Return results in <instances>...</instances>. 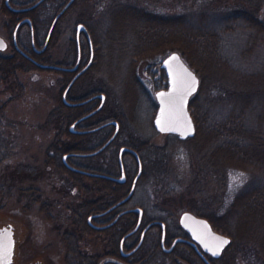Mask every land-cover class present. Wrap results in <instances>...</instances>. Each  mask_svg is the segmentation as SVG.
<instances>
[{
    "label": "rangeland",
    "instance_id": "374dc122",
    "mask_svg": "<svg viewBox=\"0 0 264 264\" xmlns=\"http://www.w3.org/2000/svg\"><path fill=\"white\" fill-rule=\"evenodd\" d=\"M123 2L166 15L185 14L194 20L199 18L200 14H205L217 30L221 26L223 11L235 8L249 10L250 4H247L246 0H77L59 23L58 36L48 50L51 61L63 67L60 64L70 63L73 58L70 42L75 24L81 22L93 26L97 22V28H94L93 33L96 32L98 45L96 47L101 58L99 71H88V74L70 87L68 96L79 98L90 92H107L103 106L107 105L109 110L121 105L123 92L137 96L131 112L128 113L127 109L122 110L125 130L135 136L138 133L140 136L138 134L137 136L148 138L150 143L156 146L166 145L170 141L166 157L164 156L157 164L161 168L156 167L158 175L146 185L141 181V186L128 206L143 208L148 217H160L168 213L172 215L174 221H177L185 211L194 213L197 206L203 209L208 206L209 211L221 214L235 194L260 186L263 178L257 173L233 169L226 170L222 177L219 172L216 176L215 171L211 173L202 168L196 155L184 143L154 130L152 119L157 109L155 93L158 89L164 88L160 61L168 54L161 57L157 64L150 61L138 64L136 76L139 79V87L130 79L131 74L127 72L129 54L127 60L125 59L129 50L123 49L124 54H119V49L110 48L107 51L106 38L110 37L107 31L104 32V36L102 35L104 18L109 24L110 15L116 11L115 4ZM261 2L262 7L257 16L264 21V0ZM256 3L258 0L251 2ZM3 22L5 21L0 10V36L5 35ZM21 36L23 43L28 46V30L24 29ZM35 36L38 43L43 45L45 30L42 27L39 30L35 29ZM223 37L219 46L221 55L244 70L256 71L260 68L264 62V45L250 57H241L240 52L247 38L245 29L238 27ZM121 38L125 45L129 43L128 48L131 47V50L136 48V43L128 36ZM8 53L9 50L0 51L2 56ZM59 76L44 69L35 73L17 72L14 80L0 84V108L3 107L7 121L3 125V133L10 137L15 148L8 172L19 165L26 168L25 173L21 174L18 170L16 175H12L14 178L5 182L6 186H0V229L11 227L15 241L11 264H67L66 243L61 235L70 231L81 233L78 225L72 221L71 212L83 197V192L75 187L71 193L66 186V177L62 175L60 180L55 168L46 162L54 154L50 150L53 142H63L67 139L64 124L55 126L54 123L58 107L64 104L61 97L64 87L60 85ZM102 131L107 132L109 128ZM57 135L60 137L57 138ZM102 158L107 159V155ZM84 159L86 158L77 161L81 162ZM240 173L243 176L239 182L234 183V177ZM90 178L92 177L83 175L82 182L88 184ZM20 188L22 192L19 191ZM27 188H35L40 193L34 205L29 203ZM232 224L234 223L228 222L227 219L226 226L234 229ZM252 258L254 259L250 255L249 258L242 257L248 260L245 264H260L256 261L254 263Z\"/></svg>",
    "mask_w": 264,
    "mask_h": 264
},
{
    "label": "trees",
    "instance_id": "16d2710c",
    "mask_svg": "<svg viewBox=\"0 0 264 264\" xmlns=\"http://www.w3.org/2000/svg\"><path fill=\"white\" fill-rule=\"evenodd\" d=\"M62 1L44 0L40 4L41 20L39 22L34 21L31 16L35 29L39 30L42 27L45 30V37L54 16L65 3H61ZM252 1L246 0L247 4H250L249 10L235 8L223 11L221 26L218 30L205 14H200V17L194 20L185 14L166 15L132 4L117 3L115 4L116 11L110 15L109 24L106 23L104 29L110 37L106 38L107 51L110 48L129 50L125 56L126 60L128 54L130 57L127 72L131 74L130 79L137 86L139 82L136 76L138 64L144 61L157 64L161 57L173 51L178 52L198 75L199 88L188 101V109L195 125V135L183 143L196 155L205 171L211 173L215 171L217 175L219 172L222 177L225 169H233L257 173L263 178L260 186H254V188L235 194L222 214L210 215V213L198 211V214L207 217L218 231L232 238L233 264H238V254L246 258H249V255L253 256L254 263L256 261L264 264V62L258 70L247 71L233 65L219 51L223 35L235 31L238 27L245 29L247 33L244 48L240 52L242 58L250 57L264 45V21L257 16L262 7V0H258L256 4H251ZM76 2L77 0L74 5ZM66 14L61 16L54 26L46 52L42 55L44 63L59 64L51 61L48 50L57 38L58 25ZM91 33L96 58L89 72L98 71L97 63L100 57L96 37L93 31ZM121 36H128L136 43V48L134 50H131V47L128 48L129 43L125 45L121 41ZM119 54L124 53L121 51ZM108 56H110L109 53ZM28 70L26 61L20 55L0 56V84L14 80L18 71L27 72ZM54 73L60 75V85L62 88L65 87L69 79L58 72ZM150 73L153 74V72ZM105 94L107 95V92ZM123 95L120 106L109 110L108 106L104 105L95 114V117L99 116V123L118 120L120 129L116 139L103 152L88 158V161L87 159L81 160L80 164L115 176L118 174L115 151L107 155L104 164L100 162V159L108 153L110 145H125L140 152L144 164V176L141 181L147 184L153 179L150 178L153 175L152 169L159 167L157 164L162 160L161 150L158 147L147 146L148 140L141 139L138 133L139 136L137 134L135 136L125 130L122 110L127 109L128 113L131 112L138 97L125 92ZM57 111L55 126L62 125L66 120L72 121L73 118L90 110L69 108L61 104ZM4 123L7 121L3 107H1L0 186L2 187L6 186V181L14 178L12 175H16L18 170L21 174L26 172V168L22 165L8 172V165L15 148L10 137L3 133ZM66 135L65 141L53 142L50 150L54 154L46 162L55 168L60 180L62 175L66 177V186L71 193L75 187L82 190L83 197L76 203L71 215L73 223L83 230V219L88 211L106 209L121 200L125 195V186L104 178H90L88 184L83 183V176L66 169L59 159V155L66 151L91 152L96 150L110 137L107 132H97L88 136L66 132ZM124 167L126 176L129 178L130 170L125 161ZM157 175L158 172L154 174V176ZM27 190L29 195H26L30 205L36 204L40 195L39 191L35 188H27ZM19 191L23 190L20 188ZM227 219L228 222L234 223L232 224L234 229L226 226ZM61 237L65 241L69 237V232H64Z\"/></svg>",
    "mask_w": 264,
    "mask_h": 264
},
{
    "label": "flooded vegetation",
    "instance_id": "af4514ba",
    "mask_svg": "<svg viewBox=\"0 0 264 264\" xmlns=\"http://www.w3.org/2000/svg\"><path fill=\"white\" fill-rule=\"evenodd\" d=\"M38 1L39 0H2V4H0V10L2 12V17L5 21L3 22V29L5 31V35L0 37L6 43L5 50H9L8 55H4L3 57H12L15 54H18L26 61L27 68L29 69L27 72H23V73H31V72L35 73V71H40L41 69L50 70L64 75L67 79H69V82L87 65L88 62H90L88 68L84 70L74 81V83L76 81L79 82L83 76L88 74V71L96 58L95 46L93 43V36L91 31L97 28L96 25L97 22L93 24V26L81 22L75 24L73 30V37L70 42L71 54L73 56V58L71 57L72 61L70 63L60 64L63 65V67L61 68L66 67V70L58 69V68L42 67L41 65L43 64L49 66H55V67H60V66L59 64H48L42 62V55L43 53L46 52V50L40 52L43 45L39 44L36 39L33 20L36 22H39L41 20L40 4L43 1L37 4L35 7L28 9ZM75 1L76 0H73L71 5L64 11V13L61 16H63L66 13L68 14V12L74 7ZM63 2L65 3L63 4L62 8L65 6L68 0H63L61 3ZM120 4L123 5L130 3L123 2ZM31 16H33V20ZM25 19H29L30 24L27 22H23L19 25V23ZM99 23L100 22H98V24ZM78 24H83L85 26L89 34L90 41L88 40L86 34L82 31L77 35L76 26ZM103 25L105 29V25H106L105 18ZM24 29H27L29 34L28 46H26L23 43L21 36V33L24 31ZM104 32L105 30H103L102 32L103 36H104ZM32 33H33V37H32ZM107 35H109L108 32ZM90 42H91V46H90ZM90 48L92 49V53ZM121 51L123 50H119V52ZM170 53H168V55ZM91 54H92V59H91ZM181 59L183 60L182 57ZM162 60L160 61V65ZM77 61H78V65L75 70L73 71L67 70L68 68L70 69L74 67ZM100 61L101 58L99 57L97 63L98 68H100V63H101ZM18 72H22V71H18ZM160 73L162 74V83L164 86L163 89H167L168 87L167 77L165 75V71L161 69V67H160ZM68 93L69 91L66 94V100L68 103L71 104L81 103L82 101H85L99 93L104 94L106 100V94L103 93L102 91L98 93L90 92L88 95L87 94L84 95L85 97L82 96L83 98L82 97L72 98L68 96L69 95ZM99 104H100L99 98H94L91 101L76 106H72V105H68L67 103H64V105L70 108H84V110H90L85 114L78 116L73 121L66 120L63 123L65 130L73 135L88 136L97 132H102L103 129L109 128V131H107V133L111 136L115 130L114 125H109L107 128L103 127L99 130L90 131L103 124L98 122L97 117L95 120L93 119L98 111L80 120L78 123H75L83 116L95 110L99 106ZM115 121H117L118 123V131H119L120 124L118 120ZM73 124H74V129L73 131H71L70 126ZM118 131H117V135H118ZM166 135H168L169 138L171 137H174V139L176 138L175 140L181 143L187 140V139L185 140L180 139L179 136L176 134H166ZM116 137L113 139V141L116 139ZM140 138L148 140L147 146L158 147L161 150L162 159L164 158V156L166 157L167 148L169 147L170 141L167 142L166 145L156 146L151 144L148 138H144V137H140ZM123 147L132 150V151H123L121 154L123 171L125 175V182L120 184H124L125 186L124 197L128 194L132 186L133 180L139 171V164L141 167V174L135 184V189L133 191V194L130 197V199L126 201L123 205L114 208L108 212L105 211L108 210L112 205L106 209H91L88 211L85 218L83 219V224H82L83 230H81V233L78 232L73 233L72 231H70L69 237L65 240L66 241L65 248L68 256L67 264H233L234 248L231 246L232 238L229 235L218 231L207 217L198 214V211L204 213H210V215L217 214V211H209L208 206L204 209L201 206H197L194 208V213L193 212L190 213H192L196 217L207 220L213 232L229 237L230 239L229 243L225 245V247L221 250L218 256L213 255V252L211 250L210 252L205 250L201 245V243L193 238L191 233H189L188 230H186L180 224L179 222L180 217L177 221H174L172 215L168 213L160 217H148L146 216L145 210L143 208L136 206H128V203L133 198V195H135L138 188L141 186V179L144 176V167H143L144 164L142 162L140 152L138 150L130 148L125 145H118V144L110 145L108 149V153L105 155H109L113 150L115 151V156L118 164V174H116L115 176L103 172H99V170L96 169L85 167L81 165L79 161H77L78 159H83V158L88 159L96 156V155H93L91 157L81 156L82 154L89 152L66 151L59 155V159L66 169L82 176L83 175L90 176L84 172H89V173L92 172L94 174H103L111 177H119L120 166H119L118 158H119L120 149ZM152 151L153 150L151 149V152ZM64 156H66L65 161L63 160ZM126 158H128V161H126ZM124 161L126 162L128 169L130 170L129 178H127L125 173ZM100 162L104 164L106 162V159L103 160V158H101ZM73 168H76L79 171H75ZM226 170L228 169H225L224 172H226ZM151 172L153 173V175H151L150 178H154V174L157 173L158 170L154 168L152 169ZM215 175L217 176V174ZM90 177L102 178L100 176H90ZM143 185H146V183ZM135 208H140L142 211L139 223H138L139 213L134 210ZM80 236H83L85 238H78ZM140 240H142L141 244L139 247H137ZM214 245H215V241H210L208 248L210 249L214 247ZM93 247L97 248V250H95V248ZM238 255H239L237 257L238 264H245L246 262H248V260L246 261V259H242L243 255L241 254Z\"/></svg>",
    "mask_w": 264,
    "mask_h": 264
},
{
    "label": "water",
    "instance_id": "95a60500",
    "mask_svg": "<svg viewBox=\"0 0 264 264\" xmlns=\"http://www.w3.org/2000/svg\"><path fill=\"white\" fill-rule=\"evenodd\" d=\"M42 1H44V0H39L37 3H35L33 6L29 7L28 9H31V8L35 7L37 4L41 3ZM72 2H73V0H69L65 4V6L58 12V14L55 16V18L52 20V22L50 24V27H49V29L47 31V35H46L44 44H43L40 52H43V51L46 50L47 45H48V41L50 39L51 33H52L53 29H54V26H55L56 22L61 17V15L64 13V11L71 5ZM23 22H27V23L30 24L29 19H25L22 22H20L19 25L21 23H23ZM81 31L86 34V36L88 37V40L90 41V37H89V34H88L85 26L83 24H78L76 26L77 35ZM32 37H33V33H32ZM0 41H2L3 45H4L3 47H0V51H3L6 48V43L1 37H0ZM90 46H91V42H90ZM91 53H92V49H91ZM173 55L177 56L179 59H178V61H173L171 63V65H169L166 62L169 61L170 57H172ZM91 59H92V54H91ZM77 65H78V61H77L76 65L74 67H72L70 69H67V70L73 71V70H75L77 68ZM89 65H90V62L68 83V85L66 86V88L63 91L62 99H63L64 103H67L68 105L76 106V105H80V104L86 103L88 101H91L94 98H99L100 99V104L95 110H93L92 112H90L87 115L83 116L81 119L77 120L75 123H78L80 120H82V119L92 115L93 113L99 111L102 108V106L104 104V101H105V95L104 94H97V95H95V96H93V97H91V98H89V99H87L85 101H82L81 103H75V104L68 103L67 100H66V94L69 91L70 87L73 85V83L76 80V78L84 70H86ZM41 66L45 67V68H58V69L66 70V68L49 66V65H45V64H43ZM181 66L183 68H186L196 78L195 91H193L190 95L187 96L186 102H183L182 111H181V101L179 100V96H180V92L178 90L179 86L177 85V91L173 90L174 89L173 77H174L175 73L180 72ZM160 67H161V69H163L165 71V75L167 77V86L168 87H167V89H160V90H158L155 93V98H156V102H157V109H156L155 115H154L153 120H152V126L157 132L162 133V134H176L182 140H185V139H188V138H192L195 135V125H194V121H193V119L191 117V114L189 112V109H188V101H189L190 97L197 92V89L199 87V77L185 63V61H183L181 59L180 55L177 52H171L168 56H166L162 60ZM160 93H165V94L171 93L172 96L169 97V96L166 95L165 97H161L159 95ZM162 112L165 113L164 119H166V120H168L170 122V126L176 127V128H180V124L183 121L184 115L186 114L187 118L191 121V126H192L191 134L183 135L181 131H161L160 126H158V124H157V121L162 119V117H161V113ZM109 125H114L115 126V130L112 133L111 137L100 148H98L97 150H95L93 152L82 154L81 156L97 155L98 153L103 151L113 141V139L116 137L117 131H118V123L115 120H111V121L105 122L102 125L98 126L97 128H95L93 130H90V131L99 130V129H101L103 127H107ZM73 129H74V124L70 126V130L73 131ZM81 133H83V132H81ZM123 151H132V150L129 149V148H126V147H123V148L120 149L119 158H118L119 159V166H120V176L119 177H111V176H108V175L94 174V173H89V172H84V173H86L87 175H90V176H100L102 178H106V179H109V180H112V181H116V182H119V183H124L125 182V175H124L123 163H122V159H121V154H122ZM65 159H66V156L63 157L64 161H65ZM73 169L75 171H79L76 168H73ZM140 174H141V167H140V164H139V171H138L137 175L135 176V178L133 180L132 186H131L128 194L124 198H122L121 200L116 202L114 205H112L105 212H108V211H110V210H112L114 208H117V207L123 205L126 201H128L130 199V197L133 194V191L135 189V184H136ZM134 210L139 213V220H138V223H139L142 211H141L140 208H135ZM179 222L186 230H188L189 233H191L193 238L195 240L199 241L201 243V245L203 246V248L205 250L209 251V252H210V250L208 248L209 247V243H210V241H214L213 237H219V238L226 239L228 241V243L230 241L229 237H226L224 235H221V234L213 232V230H212V228H211V226H210V224L208 223L207 220L199 218V217H196V216H194L192 213H190L188 211L187 212H183L180 215ZM141 241L142 240L139 241L137 247L140 246ZM9 242H10V246H11V252H10V263H11L12 260H13V253H14L13 230H12L11 227H3V228L0 229V244L9 243ZM205 245H208V247H206ZM224 247H225V245L223 246V248ZM221 250L219 251V253L221 252ZM218 255H216V256H218Z\"/></svg>",
    "mask_w": 264,
    "mask_h": 264
},
{
    "label": "snow or ice",
    "instance_id": "6c2138e0",
    "mask_svg": "<svg viewBox=\"0 0 264 264\" xmlns=\"http://www.w3.org/2000/svg\"><path fill=\"white\" fill-rule=\"evenodd\" d=\"M3 42L0 41V47H3ZM178 57L173 55L170 57L168 63L171 65L173 61H178ZM173 85H174V91H177V85L178 90L180 92L179 100L181 101V111H182V104L183 102H186V98L188 95H190L193 91H195L196 86V78L192 75L191 72H189L186 68H183L181 66V70L178 73L174 74L173 77ZM161 97H165L166 95L171 97L172 94L168 93H160ZM165 113H161V120L157 121L158 126H160L161 131H181L183 135H189L192 132V126L191 121L187 118L186 114L184 115L183 121L180 124V128L172 127L170 126V122L166 119H164ZM243 176L242 173L237 174L234 177V183H237L240 181L241 177ZM213 240L215 241L214 247L210 248L213 252V255H218L219 251L223 248L224 245L228 243L226 239L219 238V237H213ZM208 247V245H205ZM10 252H11V246L9 243H3L0 244V264H10Z\"/></svg>",
    "mask_w": 264,
    "mask_h": 264
},
{
    "label": "bare ground",
    "instance_id": "6f19581e",
    "mask_svg": "<svg viewBox=\"0 0 264 264\" xmlns=\"http://www.w3.org/2000/svg\"><path fill=\"white\" fill-rule=\"evenodd\" d=\"M68 1H69V0H68ZM30 13H31V12H30ZM57 14H58V13H57ZM57 14H56V15H57ZM56 15H55V16H56ZM55 16H54V18H55ZM54 18H53V19H54ZM59 19H60V18H59ZM59 19H58V20H59Z\"/></svg>",
    "mask_w": 264,
    "mask_h": 264
}]
</instances>
